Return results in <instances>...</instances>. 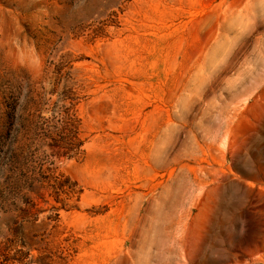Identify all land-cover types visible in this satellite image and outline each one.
Instances as JSON below:
<instances>
[{
    "label": "rangeland",
    "instance_id": "obj_1",
    "mask_svg": "<svg viewBox=\"0 0 264 264\" xmlns=\"http://www.w3.org/2000/svg\"><path fill=\"white\" fill-rule=\"evenodd\" d=\"M63 105L77 208L8 210ZM0 264H264V0H0Z\"/></svg>",
    "mask_w": 264,
    "mask_h": 264
},
{
    "label": "trees",
    "instance_id": "obj_2",
    "mask_svg": "<svg viewBox=\"0 0 264 264\" xmlns=\"http://www.w3.org/2000/svg\"><path fill=\"white\" fill-rule=\"evenodd\" d=\"M79 126L80 121L71 108H66L65 105L56 107L49 118L39 117L33 139H27L21 148L23 152L29 151L30 147L36 149L39 155L38 168L32 174H19L8 181V185L1 190L4 207L13 212L28 213L27 208L34 209L36 201L48 203L46 197H50L55 202L51 207L53 211L77 208L72 202L75 198L79 200L82 190L78 189L76 182L57 172L55 162L62 157L71 158L77 155L83 145ZM46 147H50L51 154H46ZM10 197L15 203L8 202ZM18 201L25 203L26 208L16 206ZM22 246L26 247L25 244Z\"/></svg>",
    "mask_w": 264,
    "mask_h": 264
}]
</instances>
